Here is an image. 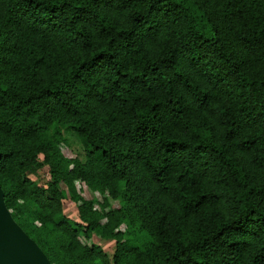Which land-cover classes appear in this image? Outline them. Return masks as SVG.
Listing matches in <instances>:
<instances>
[{
    "label": "trees",
    "instance_id": "trees-1",
    "mask_svg": "<svg viewBox=\"0 0 264 264\" xmlns=\"http://www.w3.org/2000/svg\"><path fill=\"white\" fill-rule=\"evenodd\" d=\"M0 151L53 264H264V0H0Z\"/></svg>",
    "mask_w": 264,
    "mask_h": 264
},
{
    "label": "water",
    "instance_id": "water-1",
    "mask_svg": "<svg viewBox=\"0 0 264 264\" xmlns=\"http://www.w3.org/2000/svg\"><path fill=\"white\" fill-rule=\"evenodd\" d=\"M0 264H53L39 243L13 216L12 210L6 203L5 191L1 183Z\"/></svg>",
    "mask_w": 264,
    "mask_h": 264
},
{
    "label": "rangeland",
    "instance_id": "rangeland-1",
    "mask_svg": "<svg viewBox=\"0 0 264 264\" xmlns=\"http://www.w3.org/2000/svg\"><path fill=\"white\" fill-rule=\"evenodd\" d=\"M65 135L67 136L68 140H69V144H61V147L63 149V151L65 152V154L70 155V156H79L80 158L84 159L85 158V154H84V149L82 147V144L80 143V140L78 139V137L71 131V130H65ZM34 178H38L39 181L41 182H45L49 177V169L48 166H44L40 172L39 175H32ZM78 187L81 188L82 190V194L87 197V198H92V197H96L98 198V200L101 202L103 201V195L98 192V191H93L91 188H89L85 183L83 182H78ZM120 205L119 200L117 199H113L110 197V205L107 207V209L111 208V207H117ZM98 206V205H97ZM66 213L70 214L72 216H76V210H77V205L72 201V200H67L66 204ZM37 223H40L39 221H36ZM125 224H122L119 226V229H124L125 228ZM81 239L88 244H92L93 242H103L106 247L110 248L114 242H108L106 239H101L99 236L94 235L91 238H87L85 235H81Z\"/></svg>",
    "mask_w": 264,
    "mask_h": 264
}]
</instances>
